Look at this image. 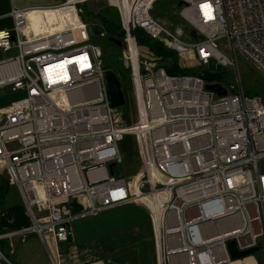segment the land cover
Instances as JSON below:
<instances>
[{
    "label": "built area",
    "instance_id": "built-area-1",
    "mask_svg": "<svg viewBox=\"0 0 264 264\" xmlns=\"http://www.w3.org/2000/svg\"><path fill=\"white\" fill-rule=\"evenodd\" d=\"M85 1L12 6L6 15L12 25L0 30V92L10 86L24 93L0 107V164L30 222L0 233L9 244L7 252L0 247V264H14L12 239L29 233L49 264H62L73 220L128 204L147 211L158 264L161 258L163 264H227L235 261L228 241L238 250L259 246L264 98L241 88L236 53L264 75V0H177L187 36L152 15L156 0H131L129 10L110 2L131 80L129 124L111 106L102 50L88 34L93 23L80 15ZM58 11L62 26L51 20ZM33 12L46 14L34 30L28 27ZM138 28L202 65L214 59L232 66L236 89L220 83L227 93L217 95L202 75L169 74L156 57L142 59ZM221 38L231 58L217 49ZM127 134L137 138L140 156L131 180L108 170L110 163L123 165L119 142Z\"/></svg>",
    "mask_w": 264,
    "mask_h": 264
},
{
    "label": "rangeland",
    "instance_id": "rangeland-1",
    "mask_svg": "<svg viewBox=\"0 0 264 264\" xmlns=\"http://www.w3.org/2000/svg\"><path fill=\"white\" fill-rule=\"evenodd\" d=\"M80 6L84 10L80 13L81 17H85L89 21L93 19L91 17L94 15L93 13H104L106 8H114V6H110L109 0H87ZM110 10L107 14L109 17L110 15L112 17L114 10ZM179 10L180 6H178L177 0H156L151 13L155 18L167 24L172 29L175 27L180 28L184 36H187L190 31V26L180 18ZM95 20L98 21L97 19ZM90 41L100 46L104 64L114 68L121 79L125 103L118 108L117 112L123 116L122 124H129L132 122L134 107L130 94L131 80L129 71L125 68L122 58V48L109 40L105 34L104 36H93L90 38ZM216 46L226 57H232L226 39H218ZM139 48L142 59H155L153 53L146 46L139 45ZM175 54L178 58V65L181 68L197 72L199 70H206L209 73L225 71L224 85L232 91L236 89V72L232 66L224 67L217 64L214 59H210L207 65H202L194 61L190 54L181 55L176 52ZM156 60L158 63H161L159 58ZM236 60L241 88L245 92L264 98V75L256 70L251 62L238 53H236ZM199 73L201 74L202 72ZM23 96V91H13L8 86L0 92V107ZM119 148L123 155L122 167L124 176L128 180H131L140 166L137 138L129 134L125 135L119 142ZM0 178L4 181L6 180V183L1 182L5 191L0 201V233L29 225L30 222L25 209H23L24 206L22 207L18 191L12 184L6 167L3 164H0ZM73 207L75 209L80 208L77 204L73 205ZM7 215L8 219L5 218ZM148 221L149 215L146 210L140 206H134V204L110 209L97 216L82 217L73 220L71 222L72 238L69 242L72 241L81 247H89L94 241L99 242L101 244L99 247L100 253L96 255L97 260L95 262L99 261L101 264H158L151 228L146 230V232V228L144 229L141 239H132L131 236L125 233L126 229L132 226L133 223L140 224L147 223ZM17 222L20 225H16ZM119 235L122 238L118 239L116 243L109 242L113 236L116 237ZM104 241L105 243L108 241V244H106V246L108 245L107 247L102 246ZM11 243L14 247V253L8 256L14 264H48L44 247L35 234H27L24 240L13 238ZM259 246L260 251L255 254V257L264 262V237L259 239ZM0 247L7 252L9 248L8 241L2 240ZM64 253L66 257L67 252Z\"/></svg>",
    "mask_w": 264,
    "mask_h": 264
},
{
    "label": "crops",
    "instance_id": "crops-1",
    "mask_svg": "<svg viewBox=\"0 0 264 264\" xmlns=\"http://www.w3.org/2000/svg\"><path fill=\"white\" fill-rule=\"evenodd\" d=\"M62 1H64V0H0V30L9 29L11 27L12 21L6 15L12 6L17 7V8L30 7V6H37V7H39V6H52V5H56L58 3H61ZM32 17L34 20L35 16H32ZM89 22H91V21H89ZM91 23H93V22H91ZM2 56H3V53L0 50V59ZM21 203H22V201H21ZM76 204L79 206V200L78 199H75V201L72 203V207H73V205H76ZM128 205H130V204H128ZM122 206L125 207L127 205H122ZM122 206H119V207H122ZM134 206H136V205H134ZM22 207H23V203H22ZM73 210H77V209H75L73 207ZM5 218L8 219V215L5 216ZM17 219H19V218H17ZM16 225H20V224L17 222ZM144 229H145V232H146V230L150 229V222L149 221L147 223H140V224L133 223L132 226H130L126 229L125 233L127 235L131 236L132 239H141V235H143ZM136 237H138V238H136ZM120 238H122V237H120V235L116 236V237L113 236L112 240L110 239L109 242L112 241V242L116 243L117 240ZM106 242L107 243H105V241H104V244L102 246L107 247L108 245L106 246V244H108V241H106ZM100 245L101 244L99 242L97 243V241H94L92 243V245L89 247H84V246L81 247L80 245H77L76 243H74L72 241L69 243H67V242L63 243L61 245V249L63 250V252H67V256L66 257L64 256L62 264H101L99 261L95 262L97 260L96 255H98L100 253V251H99ZM64 255H65V253H64ZM46 258H47V256H46ZM48 264H49V262H48ZM227 264H264V262H262V260H260V259H257V257H255V255H251V256H248V257H245L242 259H237L235 261H231L230 263H227Z\"/></svg>",
    "mask_w": 264,
    "mask_h": 264
},
{
    "label": "trees",
    "instance_id": "trees-1",
    "mask_svg": "<svg viewBox=\"0 0 264 264\" xmlns=\"http://www.w3.org/2000/svg\"><path fill=\"white\" fill-rule=\"evenodd\" d=\"M80 8H81V6H80ZM108 8L114 10V13H113L112 17H111V15L109 17L108 14H107L111 10L106 8V11L104 13H102V12L101 13H96V14L93 13L94 17L91 16L93 18V19H91V22L100 24L104 28V32H105L106 37L109 40H111L113 38L114 40L113 41L111 40V41L116 44V41L121 40L122 34H123V30H122V27H121L120 18H119V14H118L117 9L115 7L114 8L108 7ZM81 9H82V11H84L83 8H81ZM95 19H97L98 21H96ZM135 34H136V39H137L138 45L146 46L147 49H149L153 53V56H155L156 58H159L160 61H161V65L165 68L167 73H169V74H196V75H202V78L207 83H213V82L224 83L223 80L225 78L224 77L225 71L219 72V73H209L206 70H202V71L199 70V72H202L200 74L197 71H190L188 69L181 68L178 65L179 64L178 63V58H177V56H176L174 51H172L170 49H167L166 47H164V45L162 43L150 39L143 32L142 29H139V28L136 29ZM108 67H110V66L109 65H105V68H108ZM110 68H112V67H110ZM114 71L117 74V71L115 69H114ZM117 76H118V74H117ZM118 78H119V80L121 82V79H120L119 76H118ZM121 87H122V83H121ZM246 93H248V92H246ZM248 94H251V93H248ZM1 182L6 183V180L4 181L2 178H0V201H1V198H2L3 193L5 191V189H4V187H3Z\"/></svg>",
    "mask_w": 264,
    "mask_h": 264
},
{
    "label": "water",
    "instance_id": "water-1",
    "mask_svg": "<svg viewBox=\"0 0 264 264\" xmlns=\"http://www.w3.org/2000/svg\"><path fill=\"white\" fill-rule=\"evenodd\" d=\"M80 11L82 10L80 9ZM87 29L90 37L104 34V28L97 23L89 24ZM111 40L113 41L114 39L112 38ZM116 44L120 46L121 41H116ZM104 75L108 88V95L111 102V106L117 108L121 107L125 103V98L121 87V82L116 72L113 68L108 67L105 68ZM205 88L207 90L215 92L217 95H225L227 93V89L218 82L208 83L205 85ZM108 170L110 174H113L117 177H121L123 174L121 164L110 163L108 165ZM227 249L232 260L242 259L254 255L260 250L259 246H254L245 250H238L234 240H230L227 242Z\"/></svg>",
    "mask_w": 264,
    "mask_h": 264
},
{
    "label": "bare ground",
    "instance_id": "bare-ground-1",
    "mask_svg": "<svg viewBox=\"0 0 264 264\" xmlns=\"http://www.w3.org/2000/svg\"><path fill=\"white\" fill-rule=\"evenodd\" d=\"M111 3H115V4H119V5H124L126 7L127 10H129L128 4L131 3V0H109ZM64 12H60L58 11L57 14L52 17L51 20H53L55 22L54 25L59 24L62 26V22H57L58 20L62 21V16L61 14H63ZM35 16L34 20L33 17ZM48 16V15H47ZM44 17H46V14L44 15L41 12H33L28 14V27L31 28L32 30H34L37 26H41L42 23H44ZM161 264H163V260L161 258Z\"/></svg>",
    "mask_w": 264,
    "mask_h": 264
}]
</instances>
